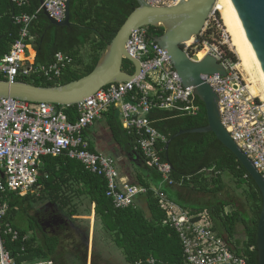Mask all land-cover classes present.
<instances>
[{
	"label": "built area",
	"instance_id": "1",
	"mask_svg": "<svg viewBox=\"0 0 264 264\" xmlns=\"http://www.w3.org/2000/svg\"><path fill=\"white\" fill-rule=\"evenodd\" d=\"M66 1L42 0L34 14L21 13L12 17L18 36L8 52L0 57V80L15 83L30 79L57 84L64 71L74 65L71 56L60 52L54 55L51 64L35 65L31 53L29 30L37 14L45 11L54 21L62 22ZM143 1L151 7L165 8L181 0ZM11 2L18 8L27 5L26 0ZM2 18L0 13V20ZM202 32L184 43L182 49L191 60L198 61L196 56L203 53L214 56L225 67L226 77L203 75L201 80L219 98L223 127L264 178V109L246 96V89L231 73L228 62L203 38ZM125 48L128 55L139 62V75L128 83L108 85L74 106L0 99V264H13L2 237L7 236L11 242L23 245L30 238L28 235L20 237L10 224L4 223V218L10 212V194L22 198L38 189L43 158L66 157L78 162L87 173L102 178L105 197L115 209L133 207L137 199L148 192L147 188L122 179L114 159L89 150L85 132L110 108L116 111L125 133L135 137L134 150L140 152L145 165L155 170L164 184L174 185L169 178L170 165L160 158L161 146L166 140L153 129L148 115L156 109L195 118L201 106L193 88L183 87L167 52L147 36L146 28L133 31ZM70 107H73V121L67 114ZM150 190L165 215L162 225L172 229L180 242L182 264H248L247 257L237 255L228 240L214 230L208 210L194 214L174 205L160 189ZM253 250L249 248L250 252ZM20 251L24 252L25 248ZM147 263L155 264L156 261L150 258ZM23 264L54 263L51 259H35Z\"/></svg>",
	"mask_w": 264,
	"mask_h": 264
},
{
	"label": "trees",
	"instance_id": "2",
	"mask_svg": "<svg viewBox=\"0 0 264 264\" xmlns=\"http://www.w3.org/2000/svg\"><path fill=\"white\" fill-rule=\"evenodd\" d=\"M26 1V6L18 8L11 0H0V13L3 14L0 20V57L8 52L18 36V28L13 25L12 17L21 13L34 14L40 7L39 0ZM137 6L135 0H71L68 27L51 25L43 12H39L29 30L35 65L51 64L58 52L71 56L74 65L64 71L57 84L30 79H24L22 82L53 87L65 85L88 75L126 18ZM146 32L150 38L162 34L161 29L152 27L147 28ZM225 59L232 64L237 62L236 57L230 52L226 54ZM123 70L132 72V67L128 62H124ZM198 103L201 112L195 118L165 110L155 109L150 112L148 120L153 129L166 140L161 146L163 151L160 158L170 165L169 178L174 185L205 195H216L223 190V177L227 175L238 188L245 187L251 221L247 223L241 220L246 239L242 243L237 241L234 251L237 255H245L248 264H257V225L261 211V195L257 186L235 156L221 145L213 134L177 135L180 131L203 128L207 125L203 104ZM67 114L73 121V107L69 108ZM105 115L113 141L126 149L132 158H136L135 162L141 169H150L145 165L140 152L134 150L135 137L122 129L116 111L110 108ZM167 143L169 145L166 153ZM42 161L43 169L37 183L44 187L50 201L62 209L65 208L70 203V198L60 196L59 192H62L64 187L71 189L76 186L78 193L86 196L93 205L95 214L113 238L114 244L123 251L126 264H148L147 260L150 258L156 261L155 264H182L180 242L172 229L162 225L165 215L159 209L147 183L139 179L138 185L147 188L148 192L140 196L133 207L115 209L111 201L105 197L104 180L84 171L78 162L63 156L46 157ZM26 200L28 196L21 198L10 194L8 198L10 212L4 218V223L10 224L20 237L28 235V231L32 230L33 220L29 219L26 230L20 229L13 224L11 213H15L19 201ZM203 210L209 211L214 230L218 234H225L229 239L234 236L235 226L239 221V214L236 211L226 213L224 204H213L190 211L195 214ZM2 239L5 249L11 254L13 264H23L35 259H51L58 243L56 238H45L42 245L36 246L34 237L29 238L24 245L20 242H11L7 236ZM22 247L25 248L24 252L20 251ZM250 247L254 248L252 252L249 251Z\"/></svg>",
	"mask_w": 264,
	"mask_h": 264
},
{
	"label": "water",
	"instance_id": "3",
	"mask_svg": "<svg viewBox=\"0 0 264 264\" xmlns=\"http://www.w3.org/2000/svg\"><path fill=\"white\" fill-rule=\"evenodd\" d=\"M42 4V0H39ZM70 1H66L65 18L54 21L45 11L51 25L70 26ZM137 8L126 18L115 37L100 56L94 69L86 76L65 85L35 86L26 82L8 83L0 80V99H11L35 104L74 106L101 89L112 84L128 83L140 73V64L126 51L130 34L140 28H158L162 34L153 41L164 49L184 88H193V94L203 104L207 125L203 128L180 131L186 133H211L230 151L257 186L261 195V211L257 225V264H264V178L251 161L233 142L221 123L219 98L201 76H227L225 67L212 55L191 60L182 45L200 35L207 20L215 11L217 0H181L177 5L155 8L143 0H135ZM225 11L246 55L264 88V0H223ZM124 62L132 72L123 70ZM169 143L165 146L167 153Z\"/></svg>",
	"mask_w": 264,
	"mask_h": 264
},
{
	"label": "rangeland",
	"instance_id": "4",
	"mask_svg": "<svg viewBox=\"0 0 264 264\" xmlns=\"http://www.w3.org/2000/svg\"><path fill=\"white\" fill-rule=\"evenodd\" d=\"M225 31L219 10H217L207 20L202 33L203 38L218 50L222 58L225 59L228 52L236 57L237 62L234 64L228 59L225 60L230 66L231 73L238 77L246 89L251 79L239 67L238 57ZM254 81V88L260 93L252 94V97L246 89V96L253 98L264 109L263 92L258 81L256 79ZM223 186V190L216 195H190L188 193L187 198L185 195L176 194L174 189H168L167 195L178 207L190 201L205 205L224 204L225 212L228 214L236 211L239 214V221L236 223L231 241L235 244L237 241L242 243L246 238L241 220L247 223L251 221V210L247 203L245 187L238 188L233 179L227 175L223 177ZM78 192L76 186L71 189L64 187L62 192H59L60 196L70 198V203L62 209L58 204L50 201V196L47 195L44 187L40 186L28 196V200L19 201L17 210L14 214L11 213L12 222L18 228L26 230L29 226V219L33 220L32 230L28 231V236L34 237L35 246L42 245L45 238H56L58 240L56 251L51 257L54 264H126L123 251L114 244L113 238L102 226L93 205L86 196Z\"/></svg>",
	"mask_w": 264,
	"mask_h": 264
},
{
	"label": "crops",
	"instance_id": "5",
	"mask_svg": "<svg viewBox=\"0 0 264 264\" xmlns=\"http://www.w3.org/2000/svg\"><path fill=\"white\" fill-rule=\"evenodd\" d=\"M84 136L89 143L90 149L94 153L102 154L115 160L119 176L130 184L138 185V183H140V179L142 182L147 183L150 188L160 189L166 194L171 202L172 200L167 195L168 189H174L176 194L185 195L187 198L189 197L188 193H190V195L202 194L178 185H166L155 171L150 169H141L135 162L136 158H132L126 149L119 147L113 141L112 134L107 125L106 115L103 116L100 121L96 122L91 128H89L85 132ZM39 188L40 185L38 189ZM142 203L141 205L143 206ZM207 206L209 205H205L204 203H191L190 201L180 205L181 208H186L188 210ZM16 210L17 209L15 208V211ZM222 236L227 240L229 239L225 234H222ZM234 245L236 246L235 243ZM234 249L235 248H233V250Z\"/></svg>",
	"mask_w": 264,
	"mask_h": 264
},
{
	"label": "bare ground",
	"instance_id": "6",
	"mask_svg": "<svg viewBox=\"0 0 264 264\" xmlns=\"http://www.w3.org/2000/svg\"><path fill=\"white\" fill-rule=\"evenodd\" d=\"M216 9L219 10L221 19L223 21V25L226 29L225 32H227V34L229 35L231 46L234 49L236 56L238 57V60H239L238 65H239V67H241L243 69V71L251 79V82L249 83V85L246 89L249 90V94L251 93L250 95H252V94L257 95L258 93H260L257 91V89L255 90V88H254L255 87V81L254 80L256 79L259 83V87H260L261 91L263 92V96H264V88H263V86H262V84H261V82H260V80H259L249 58H248V56L246 55V53H245V51H244V49H243V47L239 41L234 29H233L225 11L223 10V0H217L215 10ZM203 56H204L203 53H200L198 56H196V59L199 60ZM251 84H253V85L251 86ZM252 97H253V95H252Z\"/></svg>",
	"mask_w": 264,
	"mask_h": 264
},
{
	"label": "flooded vegetation",
	"instance_id": "7",
	"mask_svg": "<svg viewBox=\"0 0 264 264\" xmlns=\"http://www.w3.org/2000/svg\"><path fill=\"white\" fill-rule=\"evenodd\" d=\"M228 242H229V245H230L232 248H235L234 242H232V241L229 240V239H228Z\"/></svg>",
	"mask_w": 264,
	"mask_h": 264
}]
</instances>
